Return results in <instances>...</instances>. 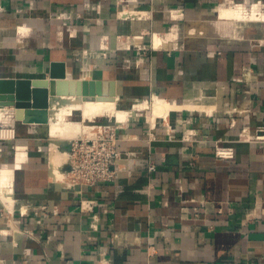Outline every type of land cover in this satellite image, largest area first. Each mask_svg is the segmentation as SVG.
Segmentation results:
<instances>
[{
	"label": "crops",
	"instance_id": "crops-1",
	"mask_svg": "<svg viewBox=\"0 0 264 264\" xmlns=\"http://www.w3.org/2000/svg\"><path fill=\"white\" fill-rule=\"evenodd\" d=\"M250 4L264 11V0H0V79L48 80L50 63H63L70 79L113 82L119 100L157 95L245 110L171 113L169 126L132 119L118 137L133 170L79 191L50 180L49 148L69 157L83 134L52 138L49 118L23 124V112L19 121L7 108L3 125L16 138L0 140V169L13 171L16 203L9 217L3 207L5 221L0 214V264H264V142L256 139L264 127V21L233 29L226 43H150L154 33L209 22L220 6ZM124 8L151 17L118 19ZM216 145L233 157L218 158ZM83 200L95 201L98 232L88 230ZM38 207L56 214L33 213Z\"/></svg>",
	"mask_w": 264,
	"mask_h": 264
},
{
	"label": "bare ground",
	"instance_id": "bare-ground-1",
	"mask_svg": "<svg viewBox=\"0 0 264 264\" xmlns=\"http://www.w3.org/2000/svg\"><path fill=\"white\" fill-rule=\"evenodd\" d=\"M119 15L135 17L137 14L134 11L126 10L125 13ZM216 15L218 19L224 21H241L244 23L264 21V11H262L260 4H250V6L224 5L217 8ZM173 16L177 18L180 17L178 13H172V17ZM204 22L205 21L189 22L184 26V34L193 37L195 35H203L205 31ZM27 32L28 30L26 28H19V33L21 35H26ZM178 36L179 29L176 26L164 34H152L150 43L152 48L156 50L170 49L174 47ZM136 39L138 40L140 38L136 37ZM88 76L89 75H87V77ZM89 77L91 79L92 74ZM69 79L70 78L67 76L66 81H69ZM114 90L115 94L113 100L95 99L92 101H83L76 96H60L57 100L52 98L48 109V118L51 125L49 128H51L50 134L52 138H70L77 137L81 134H88L92 129V125H86L83 123H93L99 118L107 117V119H114L115 123L119 126H125L130 120H132L133 117L146 113L147 118H149L148 122L151 126H154L158 120H160L163 125L169 126L171 113L196 112L211 115L213 112L218 111L219 107L216 103H207L204 100L199 101L197 99H186L183 103H176L164 97L152 95L149 99H145L139 104L135 103V105L128 110H121L118 106L120 89L118 90L115 85ZM243 108V106L236 107L235 111L240 112ZM8 111L9 110L7 108H0V124L9 123L10 117L7 115ZM73 112L81 113V122H73L67 119V117H71ZM12 138L13 131L11 129L6 127L0 129L1 140H11ZM49 149L50 180L53 183L62 185L64 175L61 171V166L67 162L68 155L65 152L58 151L56 144L53 142ZM16 150L18 153H24L25 146L18 145ZM221 153L224 152L221 151ZM13 195V171L12 169L7 168L0 169V202L3 205L8 217L13 212L14 205L16 203ZM11 226H13V224Z\"/></svg>",
	"mask_w": 264,
	"mask_h": 264
},
{
	"label": "built area",
	"instance_id": "built-area-1",
	"mask_svg": "<svg viewBox=\"0 0 264 264\" xmlns=\"http://www.w3.org/2000/svg\"><path fill=\"white\" fill-rule=\"evenodd\" d=\"M126 10L134 11L137 15L135 17L119 15L125 13ZM116 17L128 21H142L150 19L151 16L148 12L124 8L116 13ZM136 37L140 38L138 39L139 41L135 39ZM143 37V35L132 36L128 41H131L130 44L136 45L143 40ZM133 40L135 43L132 42ZM142 50H146L144 45ZM236 107L237 106L232 108L231 106L229 111L231 113L236 112ZM93 123L91 124L92 129L90 133L83 134L80 138L71 142L70 153L67 160L68 169L63 172L64 179L62 186L66 190L81 191L84 188H93L100 184H114L117 182L119 175L128 173L135 167L136 163L131 153H124L119 149L120 139L118 137V130L121 126L112 122L111 119H108V123L106 124L94 125ZM231 125L234 124L231 123ZM3 128L5 127H2V129ZM8 128L13 131V138L11 139L13 140L15 138V130L13 127ZM258 130H260L258 131L260 134L256 136V139L264 142V127ZM221 151L224 153H221ZM215 155L218 158L229 159L233 157V149L216 145ZM148 171L150 173L154 172L155 165L150 164L148 166ZM178 190L181 192L182 188L179 186ZM94 205L95 201L83 200L79 203V209L81 213L92 214L88 216V230L91 232H98L100 219L93 213ZM32 211L35 214L39 211H43L48 217H53L56 214L55 211H49L46 207L32 208ZM21 213L22 215L27 214V209ZM115 237L116 236H114V238Z\"/></svg>",
	"mask_w": 264,
	"mask_h": 264
},
{
	"label": "water",
	"instance_id": "water-1",
	"mask_svg": "<svg viewBox=\"0 0 264 264\" xmlns=\"http://www.w3.org/2000/svg\"><path fill=\"white\" fill-rule=\"evenodd\" d=\"M49 79H0V108H11L23 112V124H48L50 100L60 96H76L83 101L95 99L113 100L115 85L113 82L99 80L66 81L65 65L50 63ZM108 95V96H106Z\"/></svg>",
	"mask_w": 264,
	"mask_h": 264
},
{
	"label": "rangeland",
	"instance_id": "rangeland-1",
	"mask_svg": "<svg viewBox=\"0 0 264 264\" xmlns=\"http://www.w3.org/2000/svg\"><path fill=\"white\" fill-rule=\"evenodd\" d=\"M216 14L213 15L212 19H210V21H205L204 22V27H205V31L203 35H195L193 36H187L186 34H184V27L182 25H180L179 28V36H178V42L182 43V42H191L192 45L194 44H206L207 42H213V43H226L229 39V36H231L232 30L236 29L239 26H243V25H248V24H252V23H256V22H241V21H218L217 19H214V16ZM170 17H172V15H169ZM173 19H176L177 17H172ZM202 22V21H199ZM188 23H186L185 25H187ZM208 24V26H207ZM184 25V26H185ZM172 26V25H171ZM205 37V38H204ZM145 40V39H144ZM149 99V98H148ZM143 100H138V101H129V100H125V99H120L118 101V106L119 109L121 110H128L130 109L132 106L136 104L141 103ZM223 111V113L225 112H230V106L226 107V106H219V109ZM229 114V113H228ZM73 115V116H72ZM71 115L72 117V121L74 122H81L82 121V117H81V113L80 112H75ZM133 120H142L144 122H148L147 118V114L146 113H142L140 114V116H136L132 118ZM112 122H115L114 119H111ZM108 123V119L106 118H99L96 119L94 121V125H98V124H106ZM86 125H91L89 123H83ZM147 124V123H146ZM156 124H161V121L158 120L156 122ZM148 126H149V122H148ZM2 127H6V125L4 126L3 124H0V129H2ZM15 138H16V133H15ZM1 140V139H0ZM19 145V144H18ZM1 205V204H0ZM1 207V215L4 219V221L6 220V214L3 210V206Z\"/></svg>",
	"mask_w": 264,
	"mask_h": 264
}]
</instances>
